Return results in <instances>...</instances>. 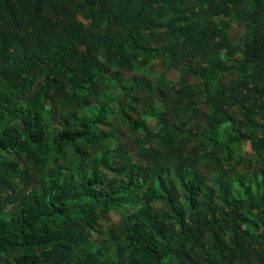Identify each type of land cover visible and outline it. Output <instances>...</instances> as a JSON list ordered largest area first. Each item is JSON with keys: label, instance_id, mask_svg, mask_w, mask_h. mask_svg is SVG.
Here are the masks:
<instances>
[{"label": "trees", "instance_id": "16d2710c", "mask_svg": "<svg viewBox=\"0 0 264 264\" xmlns=\"http://www.w3.org/2000/svg\"><path fill=\"white\" fill-rule=\"evenodd\" d=\"M231 19L247 29L236 54ZM147 57L179 86L152 91ZM121 67L156 98L143 112L157 132L110 91L104 75ZM196 97L204 123L168 122ZM115 113L144 139L121 143ZM262 114L264 0H0V264H259ZM66 160L78 169L61 176ZM20 163L42 164L36 189L16 186Z\"/></svg>", "mask_w": 264, "mask_h": 264}, {"label": "rangeland", "instance_id": "374dc122", "mask_svg": "<svg viewBox=\"0 0 264 264\" xmlns=\"http://www.w3.org/2000/svg\"><path fill=\"white\" fill-rule=\"evenodd\" d=\"M249 6H246V8ZM234 13V12H232ZM234 19V18H233ZM231 19V28L229 30V34L231 36L232 44L234 45V52L237 47H239V43L235 42L237 40H241L242 36L244 35L245 31L247 30L246 27L243 25H236L234 24L235 21ZM81 21H84L82 18H80ZM85 22V21H84ZM236 54V52H235ZM141 59V57H140ZM133 75V71L130 70L128 67H121L119 68L118 72L113 74H107L104 75L106 82L108 84V87L110 91L112 92L113 96L119 97L120 95H125L127 100L122 99L123 105L129 104V106L133 109H131V112L127 108H123L124 111L132 118H136L137 114L140 115L142 118L145 119L148 125V130L151 133H155L158 130V127L160 123L158 122V119L146 115L143 110L144 107L149 103H154L156 101V98L145 91L144 89L131 92L130 88L133 85V80L131 76ZM139 76H142L150 83V89L153 91L157 87H164L166 92H168L169 87L174 86L178 87L179 83L182 80V77H180L179 72L175 71L170 72L168 70L167 66V59L166 61L160 62L157 61V59L153 57H147L145 60L144 69L140 73ZM184 79H188L189 84L194 82L195 79H191L189 77L183 76ZM136 79L140 80V77H137ZM135 96H137L135 98ZM196 104V110L190 111V109L186 110H178L175 109L171 113L169 112L167 114L168 122L173 123L175 125H180V121L190 117L189 122H185L184 129H192L193 125L195 123H204L205 122V102L202 97H196L195 99ZM229 112L236 117H240V114H237V109L235 107H232ZM259 122L261 125L264 126V115H259ZM111 122V128H120L122 131V135L119 136V141L121 143H131L133 140H136V138L144 139L142 130L140 131H133L132 129H129L127 125L121 120L118 113H115L111 116L110 119ZM184 126V125H183ZM184 136V134H180L177 139H181ZM192 136V134H190ZM155 144H157V139H153ZM149 144H146V146ZM151 145V144H150ZM154 145V144H153ZM193 145V141L189 143L184 149H183V157H186L188 155V152L191 150ZM112 146V145H110ZM243 153L245 156H253V150L250 147L249 143H246L242 146ZM189 162V166L196 172V173H202L205 175H209L210 178L211 173L208 167L205 165V162H201L197 159V157L191 158ZM186 161V163L188 162ZM63 165H65V169L61 172V176H64L65 174L69 173H75L78 169L77 163L75 162H62ZM239 169L241 166L238 167ZM26 169L22 163L19 164L18 167V174L16 179V186L18 188H24V186H27V191H30L32 189H36L39 186V182L41 180V173L43 171L42 164H38L35 168V170H31L28 175H25L23 172ZM0 196H3L2 193H0ZM119 219V214L115 212H110L109 218L103 221H99L98 225L100 226L101 230L105 232L107 228H109L112 225H115ZM259 264H264V252L260 254Z\"/></svg>", "mask_w": 264, "mask_h": 264}]
</instances>
